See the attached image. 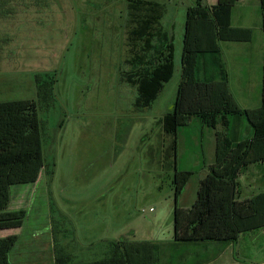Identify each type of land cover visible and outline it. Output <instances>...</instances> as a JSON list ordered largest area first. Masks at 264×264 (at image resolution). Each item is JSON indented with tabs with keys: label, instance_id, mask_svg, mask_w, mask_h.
I'll list each match as a JSON object with an SVG mask.
<instances>
[{
	"label": "rangeland",
	"instance_id": "rangeland-1",
	"mask_svg": "<svg viewBox=\"0 0 264 264\" xmlns=\"http://www.w3.org/2000/svg\"><path fill=\"white\" fill-rule=\"evenodd\" d=\"M129 1L0 0V102L36 100V76L52 87L51 97L39 101L43 166L34 187L20 185L26 191L24 210L47 212L58 223L66 249L56 246L57 264L107 258L118 242L152 244L160 258L172 257L171 264L209 258L212 264H232L241 249L234 242L173 239L174 205L188 209L194 203L213 159L216 129L192 120L179 130L175 150L173 137L161 129L180 81L186 11L214 6L215 0H143L161 6L159 26L173 36L172 78L148 109L135 105L136 91L128 80L137 51L128 41L136 19ZM252 6L245 0L234 6L232 28L247 25L243 15L255 27ZM219 46L224 54L230 48ZM237 68L247 73L246 65ZM233 91L242 108L240 90ZM241 120L244 139L251 136L250 126ZM175 168L193 173L178 198ZM35 220L25 219V233L31 234ZM250 240L256 241L246 250L254 255L251 261L264 259V227L244 234L238 244ZM55 252L68 256V263L61 255L58 262Z\"/></svg>",
	"mask_w": 264,
	"mask_h": 264
},
{
	"label": "trees",
	"instance_id": "trees-1",
	"mask_svg": "<svg viewBox=\"0 0 264 264\" xmlns=\"http://www.w3.org/2000/svg\"><path fill=\"white\" fill-rule=\"evenodd\" d=\"M220 1L211 7L198 5L186 11L180 81L172 110L161 118V129L166 136L173 137V150L179 130L194 119L205 128L215 130L220 126L227 131L239 128L241 119H245L253 134L250 139H236L229 131L216 132L214 163L199 182L194 203L188 209L174 205L176 242H236L240 234L264 227V193L253 197L248 206L233 200L239 169L248 161L264 159V85L259 108L246 110L237 106L228 89L219 43L248 41L251 30L232 28L231 0ZM144 4L149 7L143 8ZM128 7L134 10L136 18L130 20L133 27L128 41L137 48L128 80L136 91L135 105L148 109L172 78L173 36L159 26L158 3L130 0ZM260 8L264 32V0H260ZM35 82L36 100L0 102V186L33 184L43 166L37 111L39 101L51 97L52 87L38 80V76ZM192 174L175 168V198ZM8 203L7 196H0V230L20 227L25 217L23 211H7ZM5 250L6 246L0 243V264L6 261ZM57 255L59 262L61 253ZM61 256L68 263V256ZM159 256L152 244L118 242L112 245L109 257L86 264H158Z\"/></svg>",
	"mask_w": 264,
	"mask_h": 264
},
{
	"label": "crops",
	"instance_id": "crops-1",
	"mask_svg": "<svg viewBox=\"0 0 264 264\" xmlns=\"http://www.w3.org/2000/svg\"><path fill=\"white\" fill-rule=\"evenodd\" d=\"M240 1L241 0H231L230 9L232 10L234 6ZM245 1L246 3L252 2L253 6L251 7V9H253L254 12L256 11L255 16L251 20L252 24H254L255 27H252V25H248V16L243 15L241 17V21L244 22L243 24H247L242 25L241 27L250 29L251 37L248 41L220 42L225 43V47H230L225 51L226 54H224L223 50L220 49V55L223 66L226 70L227 84L231 95L235 99H237V97H235L233 93V89L235 88V90L237 91L240 90L242 99L241 103L243 105L241 109L250 110L251 108H259L262 104L263 99L264 32L262 29V12L260 8V0ZM220 2V0H215L213 3L214 5H217ZM231 18L232 12L230 14V25ZM234 45L242 46H240V49L238 50H232L235 48ZM239 57L242 58V61L236 60V58ZM240 64L246 65L247 73L245 75L247 76L244 75V72L239 74L240 71H238L237 67H239ZM242 123L243 122L241 121L240 124L242 125ZM228 125L231 127L230 124ZM218 129H221L220 126H218L216 129L217 133H223ZM228 131L231 132V137H234L236 139H243L241 138L239 128H235L233 130H230L228 128ZM249 134H251V136L253 134L251 128ZM251 136L244 137V139H250ZM210 150V152H213V159L209 158L210 164L208 166H211L214 163L215 141L214 147H211ZM37 181L31 185H33L34 187ZM234 183V202L238 205L248 206L249 201L251 202L253 200V197L264 193V159L260 158L256 159V161L251 160L248 161L247 164H244L237 172ZM32 189L27 194H30V192H32ZM12 192H14V198L10 199L9 196ZM25 192L26 191L22 190V186L20 185L11 187L0 186V196L5 195L9 199L7 211H23L25 213L24 220L20 227L0 230V243L2 247L4 246L5 248L6 246V250L4 251L6 261L4 264H57L54 251L56 250V246L58 247L59 245V248H63V250L66 249V237L61 233V231L58 230V223L50 219L49 213L46 212V214H43L40 210L36 209L28 212L24 210ZM27 217L36 219V224L33 226L31 234H27L24 232L23 223H25V219ZM39 217L44 218V221H41L40 223V220L37 219ZM248 233L240 234L236 241L237 243L234 242V245H240L239 248L241 249L237 254V261L233 260L234 262L232 264H242L243 262H250L253 259L254 255L246 250L250 248L248 247V245H252L256 241L253 242L252 240H250L248 243L243 242L242 247L241 244H238L240 238L244 234ZM171 260V256H166L164 258H160L158 264H171ZM213 261V258H209L206 260V263H204V261H199L195 264H212ZM250 264H264V259L255 262L251 261Z\"/></svg>",
	"mask_w": 264,
	"mask_h": 264
}]
</instances>
